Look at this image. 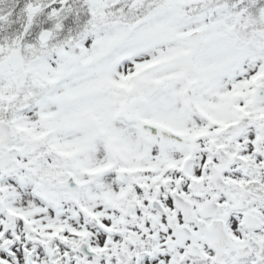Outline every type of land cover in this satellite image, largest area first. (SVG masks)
I'll list each match as a JSON object with an SVG mask.
<instances>
[{
  "label": "snow or ice",
  "instance_id": "6c2138e0",
  "mask_svg": "<svg viewBox=\"0 0 264 264\" xmlns=\"http://www.w3.org/2000/svg\"><path fill=\"white\" fill-rule=\"evenodd\" d=\"M0 264H264V0H0Z\"/></svg>",
  "mask_w": 264,
  "mask_h": 264
}]
</instances>
